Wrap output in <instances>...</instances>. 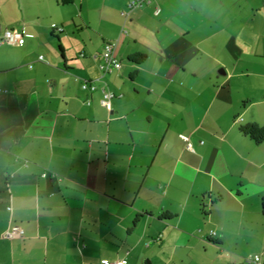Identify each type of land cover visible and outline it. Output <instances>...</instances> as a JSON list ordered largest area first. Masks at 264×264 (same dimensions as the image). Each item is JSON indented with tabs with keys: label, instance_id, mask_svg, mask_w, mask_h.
Returning <instances> with one entry per match:
<instances>
[{
	"label": "crops",
	"instance_id": "obj_1",
	"mask_svg": "<svg viewBox=\"0 0 264 264\" xmlns=\"http://www.w3.org/2000/svg\"><path fill=\"white\" fill-rule=\"evenodd\" d=\"M129 1L0 0V264H264V0Z\"/></svg>",
	"mask_w": 264,
	"mask_h": 264
},
{
	"label": "built area",
	"instance_id": "obj_2",
	"mask_svg": "<svg viewBox=\"0 0 264 264\" xmlns=\"http://www.w3.org/2000/svg\"><path fill=\"white\" fill-rule=\"evenodd\" d=\"M156 0H130L127 8L129 10L132 9H139L146 7L152 3H154ZM155 15L159 14V10L156 9L154 12ZM0 44H5L8 46H17L20 47L23 45V35L17 30H10L6 29L4 31H0ZM114 49L115 44L111 42H106L103 46L102 52L100 54V64H99V70L102 74H107L112 71H118L121 69V63L116 59L114 56ZM38 60L42 61V57H39ZM98 80L88 81L84 80L81 82V89L84 92H87L88 94H93L95 92H100L101 99L99 101L100 105L103 108L109 109L112 99H114L116 96L108 91L104 86L98 85ZM187 148L190 149V145H187ZM46 175L43 174L42 177H45ZM7 211H11V208L8 207ZM19 233L18 230L12 229L11 232H7L4 235V238H12L13 236L17 235ZM211 237H214V232L210 233ZM245 264H261V257L259 255H250L245 258L244 260ZM116 264H126L125 261H119Z\"/></svg>",
	"mask_w": 264,
	"mask_h": 264
},
{
	"label": "trees",
	"instance_id": "obj_3",
	"mask_svg": "<svg viewBox=\"0 0 264 264\" xmlns=\"http://www.w3.org/2000/svg\"><path fill=\"white\" fill-rule=\"evenodd\" d=\"M146 59H147V55L136 53L129 57L128 62L133 63L135 65H141L146 61ZM238 131L242 136L248 137L257 145L264 142V124L258 125L255 123H249L246 125L239 126ZM220 199H221L220 197H217L216 200L218 201ZM203 214L206 213L203 212ZM171 218L173 217L170 216L169 214H163L161 217V219L163 220H170Z\"/></svg>",
	"mask_w": 264,
	"mask_h": 264
},
{
	"label": "rangeland",
	"instance_id": "obj_4",
	"mask_svg": "<svg viewBox=\"0 0 264 264\" xmlns=\"http://www.w3.org/2000/svg\"><path fill=\"white\" fill-rule=\"evenodd\" d=\"M261 106L259 104H255V106H253V108L251 109V113L254 114L256 116V118H258V120H262V117H261V111H260V108ZM263 122L264 124V121H261Z\"/></svg>",
	"mask_w": 264,
	"mask_h": 264
}]
</instances>
